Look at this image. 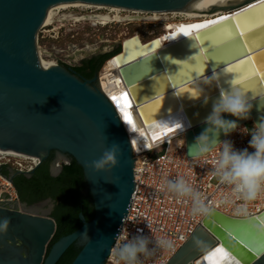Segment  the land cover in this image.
Returning <instances> with one entry per match:
<instances>
[{"label": "water", "instance_id": "obj_1", "mask_svg": "<svg viewBox=\"0 0 264 264\" xmlns=\"http://www.w3.org/2000/svg\"><path fill=\"white\" fill-rule=\"evenodd\" d=\"M186 1L192 0H0V149L36 155L40 163L47 158L51 149L60 153L56 159H68L61 154L71 153L83 169L86 188L94 207L91 220L85 221L80 215L82 225L59 238L47 252L56 231L50 208L44 211L40 204H22L23 208L19 209L18 198L15 201H0V219L9 218L11 221L7 233L0 236V264H55L75 241L81 245V249L70 264H104L119 233L133 192L134 158L130 136L99 85L91 87L63 66L38 63L36 36L41 28L42 15L54 3L61 2H84L153 12L177 8ZM253 5L256 7L252 8ZM219 8L225 14L211 20L234 16L236 13H241V17L252 13L258 15L264 5L260 0H244ZM244 9H249V12L244 13ZM198 23L203 22L192 24ZM208 31L211 29L193 32L188 37L181 34L155 48L153 44L158 42L157 38L140 43L137 36H132L122 42L112 57L117 63V73L127 89L131 105L134 106L131 111L137 126L144 127L152 143L161 141L160 144L182 135L189 157L195 156L192 150L194 138L203 130L201 121L211 110V102L204 107L199 99L191 95L196 92L195 83L211 73L219 74V85L211 92L213 97L233 86L231 74H221V69L228 65H220L222 62L213 60L206 51L207 42L199 40V36ZM257 31L264 34V30ZM131 43L135 45L128 48ZM146 48L151 51H145ZM128 50L132 53H127ZM197 52L204 58L203 74L176 87L175 79L168 73V86L160 97L153 96V81L143 77L141 67L153 63L155 72L151 74L164 71L165 64L173 70H179L182 65H188ZM249 54L264 59V44ZM137 75H140L139 80L135 79ZM248 92L259 101L264 97V83L258 86L257 91ZM157 99L160 104L156 110H152L150 105ZM146 114H149L147 118ZM226 118L235 119L227 114ZM260 118H264V103L254 106L249 120L254 124ZM249 120L238 121V126ZM158 123L174 128L178 123L180 127L155 141L150 125ZM189 124L191 127H188ZM29 138L35 142L31 149L10 143H27ZM220 139H225L223 134ZM113 144L119 145L122 152L119 166L111 173L92 171L89 167L92 162ZM54 162L50 166L52 170ZM34 170L28 174L13 172L8 177L12 182L15 174L28 177ZM56 174L54 170L52 176ZM261 218L264 219V210L249 217H231L215 210L211 218L202 219L201 225L166 264H209L205 257L219 246L225 247L234 257L224 261V264H237V261L239 264H264V254L260 255L257 251V255H254L249 250L252 241L248 239L250 234L264 241V234L257 233V229L264 228ZM85 232L89 241L83 237ZM195 240L201 241V246H197ZM261 251H264V247Z\"/></svg>", "mask_w": 264, "mask_h": 264}, {"label": "clouds", "instance_id": "obj_2", "mask_svg": "<svg viewBox=\"0 0 264 264\" xmlns=\"http://www.w3.org/2000/svg\"><path fill=\"white\" fill-rule=\"evenodd\" d=\"M218 85L217 73H211L195 83V98L204 107L211 102V110L201 121L204 127L194 138L192 150L195 156L202 157L219 149L213 160L212 174L221 185L230 187L233 197L243 201L237 213L247 217V204L264 194V118H260L251 128L239 127L238 121L251 119L254 106L264 103V97L258 101L238 85L226 88L213 97L211 92ZM226 114L235 119H227ZM240 129L250 139L247 147L237 149L228 137ZM222 134L225 137L223 140L220 139ZM121 155L119 145L113 144L89 167L95 173H111L119 166ZM162 187L176 200L189 203L193 218H211L214 215L215 209L206 203V197L185 177L164 178ZM10 223L9 218L0 219V236L7 233ZM257 233L264 234V228L257 229ZM83 237L89 241L87 232L83 233ZM116 240L118 242L110 248L109 264H145L158 250H175L171 240L145 235L140 229L131 235L119 234ZM194 243L197 246L202 244L199 240Z\"/></svg>", "mask_w": 264, "mask_h": 264}, {"label": "built area", "instance_id": "obj_3", "mask_svg": "<svg viewBox=\"0 0 264 264\" xmlns=\"http://www.w3.org/2000/svg\"><path fill=\"white\" fill-rule=\"evenodd\" d=\"M56 63V62H55ZM99 88L109 102L111 98L102 90L100 76ZM249 127L246 124L239 126ZM237 149L248 146L250 136L243 129L233 132L230 137ZM252 151V149H249ZM217 148L207 156L189 157L186 155L185 141L182 135L160 143L154 147L140 146L133 151V192L127 212L119 229V234H135L138 229L145 235L166 238L173 242L174 251L158 250L145 264H166L178 249L188 240L193 231L201 225L203 217L193 218L190 204L178 201L162 187L164 178L183 176L189 180L206 197V203L215 210L231 216L245 217L238 214L237 209L243 201L232 196L229 186L221 185L212 174L213 160L218 155ZM16 163V171L28 174L36 168L40 160L21 161ZM69 160L57 159L54 169L58 172ZM10 184L6 185V181ZM0 201H15L17 192L8 176L0 173ZM14 194V196H13ZM264 210V194L247 204L248 216L257 215ZM117 235V236H118ZM117 238V237H116ZM118 241L115 239L113 246ZM109 256L104 264H109Z\"/></svg>", "mask_w": 264, "mask_h": 264}, {"label": "snow or ice", "instance_id": "obj_4", "mask_svg": "<svg viewBox=\"0 0 264 264\" xmlns=\"http://www.w3.org/2000/svg\"><path fill=\"white\" fill-rule=\"evenodd\" d=\"M260 3L264 5V0H260ZM251 7L255 8L256 6L253 5ZM243 12L248 13L249 9H244ZM225 21L235 23L227 24L224 23ZM207 29H211V31L205 32L203 36H199V40L207 42L206 51L211 54L213 60L222 62L220 65H228L227 68L223 67L221 69V74L223 75L225 72L231 74L230 82L232 85H239L246 91H257L258 86L264 83V59L260 57L254 58L249 53L254 51L256 47H261L264 44V34L257 31V29L264 30V8L261 9L258 15L252 13V15L241 17V13H236L234 16H222L203 23L182 25L171 36H166L163 39L172 40L181 34L188 37L193 32L200 33ZM158 44L159 42H154L153 48L158 47ZM193 47L195 48V45ZM145 51L151 50L146 48ZM207 58L209 60V55H207ZM203 71L204 58L198 52L191 58L188 65H182L179 70H173L172 67L165 64L164 71L158 74H151L155 72L153 63L141 67L143 77L153 81L152 91L154 93L153 96L156 97H160L165 87L168 86V73H171V77L176 81V87H179L181 84L186 83L188 79H194L197 75H202ZM135 79L139 80L140 75H137ZM135 90V87H133V91ZM191 95L195 96L196 92H192ZM113 99L115 100L116 98L114 97ZM121 100L123 102L122 106ZM159 104L160 100L157 99L150 107L152 110H156ZM117 107L121 108L124 121L129 125L135 126L134 117L129 110L131 108V101L128 93H123L121 99L117 100ZM149 114H146V118ZM179 127L178 123L175 125V128L163 123L150 125L153 131V140L155 141L162 139L166 133H173ZM248 239L252 241V246L249 250L254 255H257V251L260 252V255L264 254V251H261V248L264 247V241H260V237H253L249 234ZM205 259L209 261V264H224V261L234 259V257L225 250V247L219 246L210 252ZM246 259L249 260L250 258L246 257ZM237 264H239V261H237Z\"/></svg>", "mask_w": 264, "mask_h": 264}, {"label": "rangeland", "instance_id": "obj_5", "mask_svg": "<svg viewBox=\"0 0 264 264\" xmlns=\"http://www.w3.org/2000/svg\"><path fill=\"white\" fill-rule=\"evenodd\" d=\"M101 12L105 14L108 11L91 8L58 12L51 24L43 26L37 32L36 47L39 52L41 51V57L44 60L56 62L59 66L66 64L73 67L81 59L93 54L113 55L119 50L121 41L131 35L137 34L142 41H147L163 33L165 23L184 20V17L178 15L174 17L172 14L158 15L159 19L154 20L149 13L135 14L121 11L120 19H112L113 13H111V22L105 25L93 24L88 16L101 14ZM65 13L72 17H83V19L72 21L71 18L63 17ZM16 163L27 165L14 157L0 155V167L6 166L15 173L17 172ZM1 189L4 188L0 186ZM17 207L20 209L23 205L18 203Z\"/></svg>", "mask_w": 264, "mask_h": 264}, {"label": "bare ground", "instance_id": "obj_6", "mask_svg": "<svg viewBox=\"0 0 264 264\" xmlns=\"http://www.w3.org/2000/svg\"><path fill=\"white\" fill-rule=\"evenodd\" d=\"M239 1H244V0H192V1H186L183 3L181 6L177 8H173L170 10H164V11H153V12H145V11H136V10H129V9H124L120 7H114V6H107V5H101V4H91V3H84V2H61V3H54L52 6H50L47 11L42 15V22H41V28L45 25H49L52 23V21L55 19L56 15L58 12L62 10H68V9H91L94 8L96 10H107V13H102L101 14H93L89 15L90 19H92L93 24H98V25H105L108 22H111L112 19L117 20L120 19L119 13L121 11H129L132 13H149L152 15V19L156 20L159 19L158 15H166V14H172L174 17L175 16H182L184 17V20L182 21H175V22H167L164 25L163 28V33H161L157 38V41L159 42L160 45L166 44L167 40L163 39L164 37L170 35V33H175L177 29L182 26V25H190L192 23H197V22H206L209 21L215 17H218L220 15H224L225 12L221 11V8L219 7H225L228 5L235 4ZM215 9V10H213ZM92 13V11H91ZM95 13V12H94ZM113 13V17L111 19L110 14ZM72 14V13H71ZM64 18H71L72 21L73 19L75 21H78L80 19H83V17H72L69 14H64ZM69 20V19H68ZM62 21V20H61ZM163 34H167L166 36H163ZM171 34V35H172ZM170 35V36H171ZM132 36H137V40H139L140 43H145L147 41H142L140 36L137 34L131 35ZM127 37V38H129ZM124 38L122 42L127 39ZM152 38V39H154ZM135 44L131 43L130 47L132 48ZM37 46V45H36ZM38 50V48H37ZM127 53H132L127 51ZM39 60L38 63H43V64H51V65H56L57 64L51 60H44L41 57V51L39 52ZM113 55H111L105 62L103 69L101 70L100 73V82H101V88L102 90L108 95V97L111 98V103L114 106L116 112L119 114L122 123L124 124L127 133L130 136V144L132 146V150L136 151L140 146H146V147H154L159 145V142H151L148 138L147 133L144 130V127L137 126V121L134 119V125H129L127 124L124 119H123V114L121 112V108L117 107V100L121 99V96L123 93H128L126 87L123 84V80L121 76L117 73V63L114 59H112ZM116 98L115 100L113 98ZM129 97V95H128ZM130 99V98H129ZM131 101V99H130ZM122 100H121V106H122ZM132 104V102H131ZM134 106L131 105V108L133 109ZM132 113V111H131ZM252 125L253 122L249 120ZM248 122V121H247ZM246 122V123H247ZM167 141V140H166ZM0 155H6V156H11L17 159L18 161H27V160H34L37 162L39 161L40 158L36 155L33 154H28V153H19V152H14V151H7L0 149ZM53 169H54V164H53ZM55 170V169H54ZM56 171V170H55ZM10 184L9 181H6V185Z\"/></svg>", "mask_w": 264, "mask_h": 264}, {"label": "trees", "instance_id": "obj_7", "mask_svg": "<svg viewBox=\"0 0 264 264\" xmlns=\"http://www.w3.org/2000/svg\"><path fill=\"white\" fill-rule=\"evenodd\" d=\"M109 56L108 54L101 55L98 62L90 68L78 66L75 69L84 76L91 78ZM62 66L64 68L69 67L66 64H62ZM245 124L249 127L253 126L250 121ZM50 159L51 155L40 163L28 177L23 174H15L12 177V184L21 202L29 204L47 197L58 202L55 209L50 213L55 219L56 231L49 243L47 252L59 238L72 233L82 225L80 215L85 221L91 220L94 215L91 195L89 192L82 194V189L86 186L82 167L72 159L68 165L61 168L57 175L52 176L49 169ZM0 173L9 176V168L0 167ZM80 249L81 245H77L76 241L73 242L55 264H70Z\"/></svg>", "mask_w": 264, "mask_h": 264}, {"label": "flooded vegetation", "instance_id": "obj_8", "mask_svg": "<svg viewBox=\"0 0 264 264\" xmlns=\"http://www.w3.org/2000/svg\"><path fill=\"white\" fill-rule=\"evenodd\" d=\"M101 56V54H93V55H91V56H89V57H86V58H83V59H81L80 60V62L77 64V65H75V66H73V67H68V68H66L71 74H73V75H75L76 77H78L80 80H82V81H85L87 84H89L91 87H95V86H97L98 85V83H99V80H98V77L100 76V72H101V69H102V67H103V65H104V63H105V61L110 57H108L105 61H104V63H103V65L99 68V70L98 71H96L94 74H93V76L91 77V78H88V77H86V76H84L81 72H79L77 69H75V67H78V66H86V67H91L92 65H94V64H96L97 62H98V59H99V57ZM94 77H96V80L94 81L93 80V78ZM10 143H12V144H14V145H20V146H22L23 148H28V149H31V148H33L34 147V139H28L27 140V143H21V142H19V141H12V142H10ZM60 153L56 150V149H51L50 151H49V154H48V156L49 155H51V159H50V162H49V169H50V166H51V164L55 161V160H57L56 158L58 157V155H59ZM61 155H63V156H65L66 158H68L69 159V163H70V161L72 160V159H75L74 158V156L71 154V153H67V152H65V153H63V154H61ZM47 156V157H48ZM61 170V169H60ZM59 170V171H60ZM54 170H52V169H50V174L52 175V172H53ZM58 171V172H59ZM10 172V174H13V172H12V170L11 171H9ZM58 172H57V174H58ZM56 174V175H57ZM88 192V190H87V188H86V186L84 187V189H82V194H86ZM18 195V194H17ZM19 199V198H18ZM20 201V200H19ZM19 203H21V204H24V205H26V206H32V205H34V204H40L41 206H42V209H49L50 208V213L55 209V207L57 206V204H58V202L57 201H55L54 199H52V198H50V197H47V198H44V199H42V200H39V201H36V202H32V203H29V204H27V203H25V202H19ZM76 244L77 245H80L78 242H76Z\"/></svg>", "mask_w": 264, "mask_h": 264}]
</instances>
